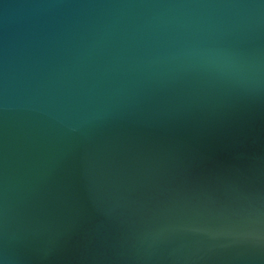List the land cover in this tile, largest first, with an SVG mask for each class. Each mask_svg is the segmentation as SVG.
Instances as JSON below:
<instances>
[{
	"label": "water",
	"instance_id": "95a60500",
	"mask_svg": "<svg viewBox=\"0 0 264 264\" xmlns=\"http://www.w3.org/2000/svg\"><path fill=\"white\" fill-rule=\"evenodd\" d=\"M0 264H264V0H0Z\"/></svg>",
	"mask_w": 264,
	"mask_h": 264
}]
</instances>
